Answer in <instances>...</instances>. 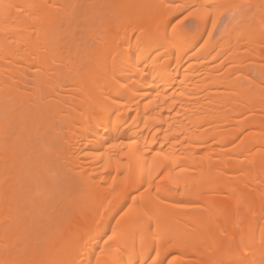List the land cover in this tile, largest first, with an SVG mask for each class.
I'll return each instance as SVG.
<instances>
[{
	"label": "bare ground",
	"instance_id": "6f19581e",
	"mask_svg": "<svg viewBox=\"0 0 264 264\" xmlns=\"http://www.w3.org/2000/svg\"><path fill=\"white\" fill-rule=\"evenodd\" d=\"M225 1L3 0L0 264H264V0Z\"/></svg>",
	"mask_w": 264,
	"mask_h": 264
},
{
	"label": "rangeland",
	"instance_id": "374dc122",
	"mask_svg": "<svg viewBox=\"0 0 264 264\" xmlns=\"http://www.w3.org/2000/svg\"><path fill=\"white\" fill-rule=\"evenodd\" d=\"M240 1L241 0L225 1V2H229V3H226V4L223 3L224 5L221 4L220 6H217V5H219V3L213 4V5L217 4L216 5L217 7L213 8V9L206 10L207 12H210V16L208 18V22L205 25V29L208 30L209 27H211L213 24V26L216 25L215 33H217V34L220 33L223 30V28L225 27V25L227 24L228 19L234 18L237 15V13L239 12V10L242 8L241 5H243V3ZM210 4H212V3H210ZM237 6H238V8H237ZM195 8L196 7H193V8L191 7V8L185 9L181 13H179L171 21L172 23H170V28L173 27V25L174 26L176 25V26H179L181 29L188 31V33L191 34L193 32V29L196 26V21L194 20V17L196 16L195 12H197V10H195ZM189 13H194V14H189ZM185 17H187V18L185 19ZM217 34H215V35H217ZM203 38H201V40L197 43V45L193 48V50H195L200 45ZM241 79L242 78H240L239 80H241ZM256 79L258 80V78H256Z\"/></svg>",
	"mask_w": 264,
	"mask_h": 264
},
{
	"label": "snow or ice",
	"instance_id": "6c2138e0",
	"mask_svg": "<svg viewBox=\"0 0 264 264\" xmlns=\"http://www.w3.org/2000/svg\"><path fill=\"white\" fill-rule=\"evenodd\" d=\"M4 7H7V8H12V7H14V5H12V4H8V5H4L3 4V0H0V8H4ZM205 7V9L206 10H209V9H213V8H215V7H217L216 5H211V4H209V5H205L204 6ZM189 14H194V13H189ZM187 17H185V19H186ZM182 22V21H181ZM160 154L159 153H157V156H159ZM151 180H152V177L151 176H149V178H148V181H149V187H151ZM175 186H179V183L178 182H176L175 183ZM141 225L144 223V221H140L139 222ZM115 235H116V232L115 231H113V234H112V236L111 237H109V239H112L113 237H115ZM262 242H264V240H262ZM159 254V252H158V250H157V255ZM98 264H99V262H98ZM151 264H156V261L155 260H152L151 261Z\"/></svg>",
	"mask_w": 264,
	"mask_h": 264
}]
</instances>
